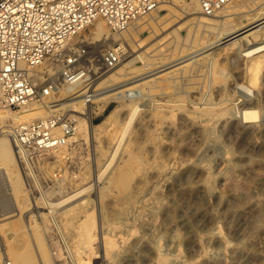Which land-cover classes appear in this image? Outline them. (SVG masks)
<instances>
[{
    "label": "rangeland",
    "instance_id": "obj_1",
    "mask_svg": "<svg viewBox=\"0 0 264 264\" xmlns=\"http://www.w3.org/2000/svg\"><path fill=\"white\" fill-rule=\"evenodd\" d=\"M260 1H234L244 3L243 10L255 8L251 11L255 14L241 23L248 42L264 40L263 22L257 15ZM193 2H160L156 11L140 20L143 26L136 24L135 33L128 31L133 35L117 33L96 41L98 48L113 47L124 57L140 54L144 59L127 66L126 73L104 90L103 96L115 98L98 97L91 111L96 124L95 118L102 119L118 107L119 123L113 126L107 120L96 127V133L68 139L75 130L63 143L65 148L61 145L64 150L38 157L33 177L26 176L15 153L22 186L13 195L26 208L14 216L16 220L3 218L15 211L5 214V210L17 205L9 193L5 168H0L4 215L0 216V263L42 264L35 251L39 240L49 264H264V64L257 85L250 84L249 73L253 61L264 63V48L240 54L246 41L227 39L237 24L234 14L197 13ZM197 16L213 18V24L199 22ZM225 17L232 21L227 29L221 23ZM98 22L107 26L97 20L81 37L95 41ZM224 33L227 38L221 36ZM237 83L250 87L247 99L235 92ZM88 84L72 93L86 92ZM255 104L259 117L241 122L242 109ZM134 105L138 107L127 125L124 116ZM133 151L139 157L137 164L129 161ZM78 188L86 189L74 202L84 199L81 206L93 217L100 245L86 257L80 254L81 213L68 212L69 205L65 206L79 196ZM10 231L27 244L19 262L13 258Z\"/></svg>",
    "mask_w": 264,
    "mask_h": 264
},
{
    "label": "built area",
    "instance_id": "obj_2",
    "mask_svg": "<svg viewBox=\"0 0 264 264\" xmlns=\"http://www.w3.org/2000/svg\"><path fill=\"white\" fill-rule=\"evenodd\" d=\"M231 0H204L212 15ZM159 0H0V110L36 107L39 115L1 125L27 177L41 155L59 148L75 131L77 111L65 102L66 84L91 83L115 68L124 54L97 47L81 33L103 20L114 33L150 14ZM84 106L92 92L83 95ZM78 113V112H77ZM88 116V113H83ZM93 113H90L92 116ZM61 126L62 133L54 129Z\"/></svg>",
    "mask_w": 264,
    "mask_h": 264
},
{
    "label": "bare ground",
    "instance_id": "obj_3",
    "mask_svg": "<svg viewBox=\"0 0 264 264\" xmlns=\"http://www.w3.org/2000/svg\"><path fill=\"white\" fill-rule=\"evenodd\" d=\"M168 0H160V2H167ZM203 1L204 0H194L193 2V5H192V9H196L194 10L195 12L197 13H201V14H205V15H208L206 14L204 11H203V8H202V5H203ZM235 0H231L229 3H227L226 5L222 6L219 10H217V12L224 10L225 11V14H234V18L237 20V24H236V27L235 28H232L233 31L230 33L228 32L227 34H229V36L231 38H227V34L224 33V34H221L222 35H225L227 39H237V41L235 40V42H240V43H243L244 41H246L245 44H242V48H239V53L242 54V55H251V54H254L258 51H260L261 49L264 48V40H260V41H256V42H248V35L246 33L245 30H243L241 28V23L246 19V16L247 15H254V13H251V11L253 9H250L249 6H246L248 7L249 9L247 10H243L242 7H244V3L243 4H239V3H235L234 2ZM159 2V3H160ZM254 2L253 4L257 3L258 0H251V3ZM260 12L257 14L259 16V20H261V23L262 25H260L261 27H264V0L260 1ZM164 5V4H163ZM188 6V5H187ZM191 5H189L190 7ZM258 6V5H257ZM160 7V5L155 9L153 10L152 12L156 11L158 8ZM202 9V10H201ZM257 9V8H256ZM258 10V9H257ZM151 12V13H152ZM216 12V13H217ZM150 13V14H151ZM193 13V12H191ZM216 13L212 14V15H215ZM148 14V15H150ZM244 14V15H243ZM148 15H146L145 17H147ZM212 15H208V16H212ZM143 17V18H145ZM159 17V16H158ZM214 17V16H213ZM143 18H140L139 20L133 22L132 24H130L128 26V28H126L123 32L119 33V34H123V33H128L129 35H133V34H130L128 31H132V32H136L137 31V27L140 26V24L142 25V23H144L143 21L140 22L141 19ZM149 18V17H148ZM192 19V18H191ZM155 20V19H154ZM166 20V19H165ZM196 20L199 21V22H203V23H208L209 24H213V22H211L210 20H213V18H209V17H205V16H197L196 17ZM207 20H209L207 22ZM148 22V21H147ZM99 23V22H98ZM164 23V22H163ZM221 23H222V26L227 29L231 26V17H225L221 20ZM136 24H139L138 26H136ZM211 24V25H212ZM150 25V24H149ZM157 25V24H156ZM161 24H159L160 26ZM108 26V25H107ZM107 26H105L104 24L102 23H99L98 24V27H97V31L95 32V42L99 40L103 41L102 39H109V37H113L117 35V33H115L114 35L111 34L109 32V29L110 28H107ZM143 26V25H142ZM152 26V25H151ZM109 27V26H108ZM156 28V26H154ZM211 27V26H209ZM153 28V27H152ZM214 29V28H213ZM210 28V30H213ZM255 30V29H254ZM150 31V30H149ZM152 31V30H151ZM256 32V31H255ZM113 33V32H112ZM117 37V36H116ZM128 37V36H127ZM132 36H130L131 38ZM225 39V40H227ZM133 40V39H132ZM224 40V41H225ZM100 41V42H101ZM228 41V40H227ZM110 42V41H109ZM226 42V41H225ZM232 42V41H231ZM234 42V43H235ZM107 43V42H106ZM116 43V42H115ZM122 43V42H121ZM137 43V42H136ZM98 44V43H96ZM105 45V43H104ZM112 45V44H111ZM232 45V44H230ZM236 45V44H235ZM99 46V45H98ZM127 54V53H126ZM133 54H130L129 56L127 57H131ZM127 57H122L121 61L119 62V64L110 70V73H103L101 74L99 77L95 78L91 83H89L88 85L85 86V88H88L89 90H91L92 92V102L91 103H87L86 106H84V93L85 92H82L79 94L76 93L74 96H71L68 100H66L65 104L70 106L71 109H73V111H77L75 115H77V125L75 126V130H76V135H73V137H68V139H72V138H75V137H79V136H87L88 133L90 132H95L96 129H99V128H96L97 126H100L102 125L105 121L109 120L111 125L113 126H116L117 123H119V118L121 116L120 114V108L118 107H114L112 110H110L109 112H105V115L102 119H100V121L96 124H93L92 122V119H93V116H90V113L93 109V107L95 106V103L97 102V98H101V100H104V101H107L109 100L110 98H115L114 95H109V96H103L104 93H105V89H108L107 87H110L113 83H115L116 79L119 78L120 75H123L125 74V68L127 66H133L135 64V61H137V59H143V57L140 55V54H137L133 57H131L128 61H125V59H127ZM145 62V61H143ZM263 60H255L253 61V63L251 64V66L249 67V73H250V84L252 86H255L258 84V79H259V74L261 72V70L263 69L262 66H263ZM127 69V68H126ZM220 71V70H218ZM221 72V71H220ZM112 73V74H111ZM219 73V72H218ZM223 73V72H222ZM114 74V75H113ZM217 74V73H216ZM222 75V74H221ZM221 75H218L219 78L218 80L220 82L223 83V79H221L220 77H222ZM224 75V74H223ZM217 79V78H216ZM119 80V79H118ZM226 79H224L225 81ZM227 81V80H226ZM225 81V83H226ZM219 82V83H220ZM83 83L85 82H78L76 84H66L63 89H62V94L63 93H66V92H73L75 91L79 86H81ZM225 85V84H224ZM223 86V84H222ZM84 88V89H85ZM235 89L238 93L239 96H242L244 98H248L250 95L249 93H251V90H250V87L248 85H245V84H242V83H237V85H235ZM223 90H225V87L223 86ZM228 90V89H227ZM107 92V91H106ZM224 92V91H222ZM67 93V94H68ZM226 93V92H225ZM224 93V95H225ZM66 94V96H67ZM231 94V93H230ZM228 95V94H227ZM64 96V95H63ZM225 98V97H224ZM231 99V98H230ZM223 100V99H222ZM225 100H227V96L225 98ZM224 100V101H225ZM105 107V104L103 105H100V109L103 110ZM138 106H133L131 108V111L129 113H126V115L124 116V120H125V124L128 125V122L129 120L131 119L132 115L134 114V111H136ZM39 110L40 109H36V107H30V106H23L21 107V109L19 110L20 113L18 111H13V110H9V109H6V110H0V126L1 125H10V124H13V122H17V121H20V120H23L25 117H31V116H37L39 115ZM88 113V116H85L83 113ZM229 113V112H228ZM221 115V114H220ZM260 115V110L256 108V104L255 105H250V106H245L244 109H242V111L240 112V116H239V119L241 122H249V121H253V120H256ZM109 128V127H108ZM112 128V127H111ZM120 130V129H119ZM122 130V131H121ZM120 130V132H123V130H125V128H122ZM3 131H7V129L3 130ZM3 131L0 132V168H5V175L7 177V182H9V193L11 192L12 195H13V192L15 194H17V192L19 191V189L21 188L22 186V182H21V179L19 177V174L17 172V169H16V163H15V148L13 146V144L11 143L10 139L7 137V134H4ZM55 133L57 134H61L62 133V129H61V126H57L55 127L54 129ZM115 132V131H114ZM96 133V132H95ZM100 133V132H99ZM113 134V133H112ZM94 135V134H93ZM100 136V135H99ZM113 137V136H112ZM118 137V136H117ZM120 138V137H119ZM112 139V138H111ZM118 141V140H117ZM101 144V143H100ZM62 146L65 148L64 144H62ZM61 146V147H62ZM59 147L60 149H63V147L61 148ZM58 149V148H57ZM58 149V150H60ZM64 150V149H63ZM112 150V149H111ZM54 151V150H53ZM62 151V150H61ZM52 152V151H51ZM161 151H159V154H160ZM53 153V152H52ZM55 153V152H54ZM64 153V152H63ZM157 153V152H156ZM17 155V154H16ZM55 155V154H53ZM59 155V154H57ZM61 155V153H60ZM56 156V155H55ZM62 157L64 156L61 155ZM40 158V157H39ZM56 158V157H55ZM64 158V157H63ZM62 158V159H63ZM61 159V160H62ZM55 160V159H54ZM132 161L133 164H137L139 163V157H138V154L135 153V151H133L131 154H130V157H129V161ZM60 161V160H59ZM102 170V169H101ZM99 171V170H98ZM126 176V173H123L120 180L123 182V178ZM96 181V179H95ZM115 182V181H114ZM79 189V188H78ZM86 188H83V189H79L78 193H79V196H77L76 198H73L72 200H69L68 203L65 204L66 205H69L68 208L66 209V211L70 212V211H75L77 213V215L79 213H81V222L79 221V228L81 229L82 231V234H83V237L80 239L81 240V245L80 246V254H85V257H86V254H93V248H97L99 249V244L97 245L96 240L97 239V234L95 232V225H94V222L92 221L93 217L88 213V209H85V208H82L81 204L84 203V199L83 200H79V201H76L74 202L75 200L79 199L80 197H82V194L84 193L83 191L85 190ZM3 190V189H2ZM4 191V190H3ZM54 191V190H53ZM54 193V192H53ZM73 193V192H72ZM14 194V195H15ZM11 195V196H12ZM13 195V196H14ZM20 195V194H19ZM67 195V194H66ZM10 197V196H8ZM16 197V205L17 207H12V209L6 211L5 210V214L6 213H9V211H13L15 210L16 213H12V214H8L6 216L2 215V208H1V204H0V216H4L3 218L5 219H11L13 218V220H16L17 218H14L15 215H17L18 213L22 212L21 210H25L23 209L24 206H22V203H18L17 204V195L14 196ZM24 199L23 196H20ZM19 197V198H20ZM71 197V196H70ZM73 197V196H72ZM66 200L67 199H70V198H65ZM11 200V199H10ZM60 200V199H59ZM83 201V202H82ZM19 202V201H18ZM21 202V201H20ZM55 202V201H54ZM56 203V202H55ZM15 204V203H14ZM15 206V205H13ZM51 207L53 208H56L59 206H53V205H50ZM63 207V205H60V207ZM27 207V206H26ZM84 207V206H83ZM28 209V208H27ZM63 209V208H62ZM31 210V209H30ZM54 210V209H53ZM90 212V211H89ZM22 214V213H21ZM29 214V213H28ZM53 216H55V214H53ZM75 216V215H74ZM75 218V217H73ZM92 218V219H91ZM29 221H31L32 219V215L29 214V217L27 218ZM8 220V222H9ZM74 220V219H73ZM75 221V220H74ZM6 222V223H8ZM72 220L69 221L70 224H72ZM11 223V222H10ZM13 223H15L13 221ZM68 223V222H67ZM9 224V223H8ZM34 224V223H33ZM16 226V225H15ZM72 226V225H71ZM79 229V230H80ZM14 230V229H13ZM12 230V231H13ZM1 231V230H0ZM29 231V230H28ZM3 235V234H2ZM1 237V236H0ZM8 238H9V241H11L13 243V250H15V253L13 254V258L14 260L18 261V258L20 256V254L22 253V251H25L26 250V245L25 242L21 241V239H18L17 237H15L14 233L13 232H8ZM38 239V238H37ZM42 242V240H40ZM80 243V242H79ZM9 244V243H8ZM35 242L32 243V245L35 247ZM96 244V245H95ZM106 245V243H105ZM104 245V246H105ZM36 246H37V249L35 247V251H36V255H39L41 258H42V264H49L47 258L45 257V255H43V250H44V246L42 245V243L39 242L38 240V243H36ZM9 248V247H8ZM104 248V247H103ZM107 248V247H106ZM31 249V248H30ZM105 249V248H104ZM108 249V248H107ZM110 248L107 250L109 252ZM38 251V252H37ZM96 252V251H95ZM106 252V251H105ZM112 252V250L110 251ZM107 253V252H106ZM97 254V253H96ZM24 255V254H23ZM95 255V253H94ZM108 255V254H107ZM80 256V255H79ZM93 256V255H92ZM97 256V255H95ZM91 257V256H90ZM111 257V256H110ZM81 258V257H79ZM88 259V258H87ZM159 260L161 262H164L166 260V257H159ZM19 262V261H18ZM11 262H9L10 264ZM31 263V261H30ZM41 263V262H40ZM0 264H5V261L1 262ZM34 264V263H32ZM75 264V262H74Z\"/></svg>",
    "mask_w": 264,
    "mask_h": 264
},
{
    "label": "water",
    "instance_id": "obj_4",
    "mask_svg": "<svg viewBox=\"0 0 264 264\" xmlns=\"http://www.w3.org/2000/svg\"><path fill=\"white\" fill-rule=\"evenodd\" d=\"M100 120V117H97L94 119V122H98Z\"/></svg>",
    "mask_w": 264,
    "mask_h": 264
}]
</instances>
